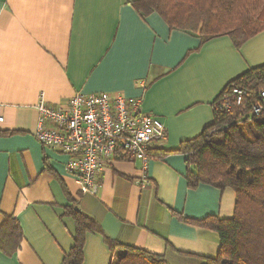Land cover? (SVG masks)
I'll return each mask as SVG.
<instances>
[{"label":"crops","instance_id":"0c3cea01","mask_svg":"<svg viewBox=\"0 0 264 264\" xmlns=\"http://www.w3.org/2000/svg\"><path fill=\"white\" fill-rule=\"evenodd\" d=\"M135 1L0 0V133H7L0 134V225L12 215L22 232L12 256L0 252V264H61L73 244L74 222L63 215L71 204L110 239L163 256L166 264L216 257L217 234L173 212L198 221L231 218L234 193L187 188L185 155L172 152L145 165L114 159L90 195L65 171V156L35 141L40 94L58 105L78 91L106 92L139 99L140 111L166 128L155 149L176 151L211 124V103L229 81L264 65V31L239 50L227 36L201 44L170 30L157 13L141 17ZM102 239L86 234L82 264L113 261Z\"/></svg>","mask_w":264,"mask_h":264},{"label":"trees","instance_id":"16d2710c","mask_svg":"<svg viewBox=\"0 0 264 264\" xmlns=\"http://www.w3.org/2000/svg\"><path fill=\"white\" fill-rule=\"evenodd\" d=\"M132 6L141 17L157 13L170 30L196 36L201 44L227 36L239 50L244 42L264 31V0H137ZM263 88L264 65L249 68L229 81L213 100V120L200 135L182 142L176 151L149 150V160L162 159L172 152L185 155L187 188L203 184L234 193L231 218L198 221L173 212L177 220L217 234V255L204 258L203 264H264V110L254 112ZM235 89L243 92L240 104H236ZM46 169L51 171L48 166ZM74 207L71 204L63 212L72 218L74 233L72 247L61 264H82L88 233L102 235L113 256L110 264H166L163 256L110 239L96 220ZM3 219L0 252L9 257L19 248L22 232L12 215Z\"/></svg>","mask_w":264,"mask_h":264},{"label":"built area","instance_id":"2783aa9c","mask_svg":"<svg viewBox=\"0 0 264 264\" xmlns=\"http://www.w3.org/2000/svg\"><path fill=\"white\" fill-rule=\"evenodd\" d=\"M259 94L261 100L254 106L255 113L264 110V88ZM233 95L240 104L243 92L235 89ZM44 101L40 94L35 106V141L66 157L65 171L83 194L97 193L96 179L107 162L122 155L145 165L149 150L166 138L161 121L140 111L139 99L78 91L63 104Z\"/></svg>","mask_w":264,"mask_h":264},{"label":"water","instance_id":"95a60500","mask_svg":"<svg viewBox=\"0 0 264 264\" xmlns=\"http://www.w3.org/2000/svg\"><path fill=\"white\" fill-rule=\"evenodd\" d=\"M75 210H77V209L75 208Z\"/></svg>","mask_w":264,"mask_h":264},{"label":"rangeland","instance_id":"374dc122","mask_svg":"<svg viewBox=\"0 0 264 264\" xmlns=\"http://www.w3.org/2000/svg\"><path fill=\"white\" fill-rule=\"evenodd\" d=\"M259 34V33H258ZM232 191V190H231Z\"/></svg>","mask_w":264,"mask_h":264}]
</instances>
